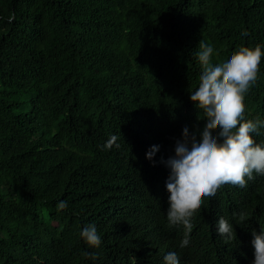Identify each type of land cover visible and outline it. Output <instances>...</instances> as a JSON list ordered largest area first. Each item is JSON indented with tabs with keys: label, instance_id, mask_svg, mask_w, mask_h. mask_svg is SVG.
I'll return each mask as SVG.
<instances>
[{
	"label": "trees",
	"instance_id": "1",
	"mask_svg": "<svg viewBox=\"0 0 264 264\" xmlns=\"http://www.w3.org/2000/svg\"><path fill=\"white\" fill-rule=\"evenodd\" d=\"M209 38L213 58L264 45V0H0V264H167L185 226L168 224L162 161L207 117L189 91ZM244 104L264 119V55ZM111 134L120 147L101 150ZM202 199L179 264H252L264 180Z\"/></svg>",
	"mask_w": 264,
	"mask_h": 264
},
{
	"label": "clouds",
	"instance_id": "2",
	"mask_svg": "<svg viewBox=\"0 0 264 264\" xmlns=\"http://www.w3.org/2000/svg\"><path fill=\"white\" fill-rule=\"evenodd\" d=\"M9 22L14 16H9ZM246 31L241 36H247ZM215 41L209 38L200 41L195 53L202 65L200 76L189 95V99L204 106L207 113L202 126L182 129L181 138L176 139L174 154L165 163L169 169L162 191L168 202L166 218L169 226L183 224L185 234L178 245L163 250L167 264H179L180 249L191 242V229L196 209L203 203V197L215 196L224 184L244 188L248 181L264 180V140L255 137L264 134V119L259 116L248 119L245 115L244 98L249 87L257 79L258 66L264 55V45L238 46L222 58H213ZM118 136L109 135L101 150L119 148ZM159 145H152L145 153L148 160L156 163L154 157ZM166 188V190H165ZM68 207L66 200L56 204L58 211ZM244 219L243 215L240 217ZM217 232L221 238L233 237V223L224 216L217 221ZM80 237L91 247L99 248L102 237L94 223L85 224ZM251 245L254 250L252 264H264V225L260 231H252ZM95 259V253H84Z\"/></svg>",
	"mask_w": 264,
	"mask_h": 264
}]
</instances>
